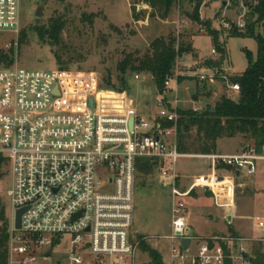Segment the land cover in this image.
I'll list each match as a JSON object with an SVG mask.
<instances>
[{"label": "built area", "instance_id": "1", "mask_svg": "<svg viewBox=\"0 0 264 264\" xmlns=\"http://www.w3.org/2000/svg\"><path fill=\"white\" fill-rule=\"evenodd\" d=\"M174 1L183 15L184 3L191 11L199 2L202 17L209 0ZM221 1L225 7L231 1L239 3L236 21L222 15L221 27L241 31L248 5L258 0ZM134 6L137 12L151 10L144 0ZM19 25L20 0H0V33L18 31ZM211 53L216 58L215 48ZM178 65L164 82L157 111L148 114L137 109L127 91L104 90L100 97L94 72L31 69L17 63L0 68V154L7 159L10 199L8 264H31L64 242L69 250L56 264H137L138 242L130 235L137 159L158 160L163 163L161 174H167L165 159L174 164L186 155L177 150L180 102L176 95L168 96L171 81L182 75ZM186 70L191 74V66ZM192 76L209 82L220 79L232 92L239 91L224 73ZM193 156L208 159L210 171L194 176L186 189L179 185L177 172L164 183L171 201L169 264H251L240 253L242 239L234 245L230 238L212 236L197 241L191 250L193 235L182 247L189 230L185 199L200 188L210 191L222 208L234 204L235 179L242 171L254 175L264 163V151L246 144L235 153ZM19 209L25 210L17 228ZM254 223L264 231V216L255 217ZM221 242L227 243L228 253Z\"/></svg>", "mask_w": 264, "mask_h": 264}, {"label": "rangeland", "instance_id": "2", "mask_svg": "<svg viewBox=\"0 0 264 264\" xmlns=\"http://www.w3.org/2000/svg\"><path fill=\"white\" fill-rule=\"evenodd\" d=\"M137 1L20 0L18 31L0 33V48L13 50V63L31 69L59 68L53 56V49L63 58L72 57L67 68L59 69L96 73L99 78V89L102 90L101 95H104L106 94L104 90L113 89L104 87L101 79L110 75L117 84L119 75L117 64L127 53L142 54L154 36L172 35L177 42L179 40L191 42L192 49L176 60L182 73L179 76L182 80L171 81L169 98L173 99L176 95L181 108L199 109L214 105L222 94L236 97V93L220 79L209 82L192 76L212 72L211 69H201L204 59L213 58L211 49H216L214 39L208 34L204 25L184 18L185 14L179 12L176 5L171 7L165 18H161L151 9L149 14L146 10L139 12V19L134 20L130 17V8ZM184 4L181 9H190ZM40 5H42L40 15L36 16L35 13ZM228 5V8H224L221 0H209L206 3L208 7H202L205 20L201 18L200 20L204 23L209 21L211 27L219 31L217 41L225 49L222 72L229 78L248 68L250 60L256 58L258 44L251 35H231V29L221 27L222 15L232 23L238 17L236 6L239 3L231 1ZM178 19L186 21L183 26L180 23V28L177 26ZM52 20H59L62 23L59 43L53 47L50 46L47 37L40 35L45 31V35L48 36ZM164 22L166 23L162 25ZM198 26L203 30L199 31ZM254 30L255 34L261 33L264 36V29L260 23L255 25ZM215 56L216 58L219 56L218 52ZM188 66H191L189 75L186 70ZM1 67L6 66L0 65ZM136 75L139 78H136ZM124 77L128 86L127 93L137 109L147 114L156 112L159 93L150 75L127 71ZM193 95L195 99H192ZM252 143V140L237 135L221 138L219 147L220 151L225 153ZM209 171V160L193 155H181L174 164L169 159H165L163 172L167 174H161V167L148 176L140 174L136 169L130 235L138 242L137 264H151L149 255L141 249L140 235L143 236L145 243L160 253L164 264L170 262L169 252L172 246V242L168 239L171 233L170 189L163 183H168L172 174L177 172L179 185L186 189L194 176ZM242 173V177L236 178L234 182V204L229 202L227 208L217 205L214 197L200 188L192 190L186 197V221L191 223L199 235H202H194L196 240L191 242V250L197 246V241H203L210 236L230 238L229 227H232L242 239L239 243L248 253H251V246L264 236V231L254 223L255 217L264 216V163L258 164L254 175L246 176L245 171ZM8 188L7 173L0 183V195L7 217L10 214V199L6 194ZM226 214H236L235 220L229 222ZM178 244L179 242L175 241L173 245L178 246ZM68 250V243L64 242L52 247L50 256H40L31 264H56L58 260L64 258Z\"/></svg>", "mask_w": 264, "mask_h": 264}, {"label": "trees", "instance_id": "3", "mask_svg": "<svg viewBox=\"0 0 264 264\" xmlns=\"http://www.w3.org/2000/svg\"><path fill=\"white\" fill-rule=\"evenodd\" d=\"M161 18H165L171 7L175 5L174 0H144ZM199 2L191 11H185V17L192 22L204 25L208 34L214 39L216 51L219 56L215 59L208 58L202 66L210 68L217 76L222 72V64L225 58V49L217 41L219 31L213 29L210 22L200 20L198 14ZM131 14L134 20L139 19V13L135 7H131ZM154 15V14H152ZM260 23L264 29V0H258L254 4L248 5L246 24L243 30H238L235 26L230 30L231 35L248 34L253 36L258 44L257 55L254 60H250L248 68L242 73L229 77V81L239 85L236 97L222 94L214 105H207L200 110L178 109L177 123V150L186 155H202L217 152V141L225 137H235L237 135L253 141L258 152L264 147V36L261 33L255 34V25ZM62 23L59 20L50 22L49 34L42 31L40 35L49 39L50 46H56L60 40ZM264 31V30H263ZM23 39V38H22ZM191 42L179 40L172 35L154 37L146 50L142 53H127L117 64L119 75L117 84L110 75L101 79V84L116 91H127L128 86L124 77L127 71L136 74H148L153 79L156 91L161 93L164 89V82L174 70L178 57L191 51ZM53 56L59 68H67L72 61V57L63 58L58 51L53 49ZM13 63V50L0 48V65L10 66ZM182 79L179 77L178 81ZM102 92V90H101ZM99 92V96L101 95ZM105 95V94H104ZM213 109V111H211ZM170 125V123H167ZM194 131V133L192 132ZM163 163L158 160L137 159V171L142 175H152L159 170ZM226 170H231L225 167ZM7 176V159L0 154V183ZM206 193L212 195L208 190ZM209 195V196H210ZM213 196V195H212ZM8 229L9 218L5 205L0 195V264H8ZM230 239L237 245L236 232L229 227ZM264 240H258L251 246V253L247 251V257L251 264H264ZM141 249L145 251L151 260V264H164L160 253L151 248L139 236ZM224 250L228 253L226 242H221ZM226 264H229L227 261Z\"/></svg>", "mask_w": 264, "mask_h": 264}, {"label": "water", "instance_id": "4", "mask_svg": "<svg viewBox=\"0 0 264 264\" xmlns=\"http://www.w3.org/2000/svg\"><path fill=\"white\" fill-rule=\"evenodd\" d=\"M41 7H42V5L38 6L37 11H36V13H35L36 16H39V15H40ZM46 32H47V31H46ZM192 99H195V95L192 96ZM91 101H92V100H90V102H91ZM211 111H213V109H211ZM24 210H25V209H19V210H17V212H16V215H15V224H16V227H17V228L20 227V217H21V214L24 212ZM230 219H231V217L228 216V217H227V220H230ZM193 235H194V231H192V230L189 229V230L186 232V236L181 240V245H182V247H187V246L189 245L190 238H191ZM240 253H241L244 257L247 256V252H246L245 249L242 248V247H240ZM46 255L49 256V255H50V252L48 251V252L46 253Z\"/></svg>", "mask_w": 264, "mask_h": 264}, {"label": "crops", "instance_id": "5", "mask_svg": "<svg viewBox=\"0 0 264 264\" xmlns=\"http://www.w3.org/2000/svg\"><path fill=\"white\" fill-rule=\"evenodd\" d=\"M135 4V3H134ZM211 4V3H210ZM184 5H186V4H184ZM134 6V5H133ZM223 6H224V8H228V6L227 7H225V2H223ZM135 7V6H134ZM204 7H208V6H204ZM131 9V8H130ZM152 9V8H151ZM137 12V11H136ZM202 12V11H201ZM137 13H139V12H137ZM130 17H132V14H131V11H130ZM184 18H186L185 16H183ZM202 20H205V17H203V13H202V17H200ZM187 19V18H186ZM186 21H185V19H182V20H180V19H178L177 20V26H181V24L180 23H182V26H183V23H185ZM166 22H164L162 25H164ZM199 27V26H198ZM201 30H203L202 28L200 29V27H199V31H201ZM159 36V35H158ZM154 37H157V35L156 36H154ZM210 58H212V57H210ZM213 59V58H212ZM205 60V59H204ZM202 68H206V67H204V66H201V69ZM206 69H210V68H206ZM213 72V71H212ZM184 109V108H183ZM219 140H221V139H219ZM219 140L217 141V152H220V153H222L221 151H220V147H219ZM240 149H241V147L239 148V149H235V151H233V152H225V153H235V152H238V151H240ZM163 185H164V183H163ZM163 185H161V188L163 187ZM204 191V190H203ZM197 198V197H196ZM227 215V217L228 216H230L231 217V219L230 220H228L229 222L230 221H232V220H235L234 218L236 217V214H234V215H230V214H226ZM237 217H239V215H237ZM187 224H188V228L190 229V230H192V231H194V235H198V236H202V235H199L198 234V232L195 230V228H193V226L191 225V223L190 222H188L187 221ZM210 237H212V236H210ZM207 238H209V237H207Z\"/></svg>", "mask_w": 264, "mask_h": 264}]
</instances>
